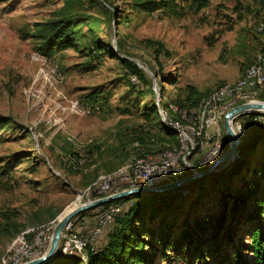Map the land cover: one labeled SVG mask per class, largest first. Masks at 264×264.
<instances>
[{
    "label": "rangeland",
    "instance_id": "obj_1",
    "mask_svg": "<svg viewBox=\"0 0 264 264\" xmlns=\"http://www.w3.org/2000/svg\"><path fill=\"white\" fill-rule=\"evenodd\" d=\"M135 1L0 0V120L5 122L0 128V264H7V253L27 232L41 234L44 253L59 218L96 199L93 191L97 187L132 169L160 161L163 166L178 162L171 182L205 170L229 148L225 113L232 105L263 98L264 84L249 92L251 97L245 100L226 95L224 106H217L218 125L214 129L207 124L212 99L220 101L222 92L227 93L252 66L264 62V4L259 0H212L207 8L187 11L182 17L142 11L133 7ZM59 16H69L75 22L74 43L43 56L37 50L40 27L36 24ZM144 39L161 42L169 55L155 58L152 49L142 43ZM94 40H101L117 57L138 66L147 80L141 93L127 85L118 61L91 50ZM197 96L203 98L189 112L173 107L188 104L187 100ZM152 104L156 110L150 111L147 108ZM168 108L181 120L170 118ZM253 116L264 117L243 114L232 120L238 139L236 150L227 166L211 174L203 195L195 180L204 176L171 191L170 207L155 214V221H147L155 230L165 226L174 238L196 218H208L203 239L207 253L213 252L210 260L216 264H237V252L244 264H255L247 246L250 233L264 223V217L253 213V204L235 223L229 240L210 245L217 233V219L227 209L224 198L228 205L227 197L246 193L242 178L257 179L264 187V136L256 144L247 143L254 130L247 123ZM185 134L199 135L192 152L185 148ZM137 142L142 145L140 151L172 149L138 157ZM73 154L78 155V163ZM244 158L246 167L242 165ZM71 164L74 170L68 168ZM224 180L233 183L224 187ZM156 186L159 183H151V187ZM122 190L123 186H116V192ZM108 211L109 206L84 213L96 220ZM80 218L75 216L70 222ZM72 223L66 229H71ZM11 224L24 230L17 234ZM72 232L86 235L75 229ZM96 242L97 238L94 246ZM60 248L73 254L72 246L61 244ZM78 254L85 259L83 253ZM152 254L154 264L159 263L161 254ZM39 256L40 252H33L27 261ZM188 256L160 264H188ZM197 261L194 255L192 263Z\"/></svg>",
    "mask_w": 264,
    "mask_h": 264
},
{
    "label": "trees",
    "instance_id": "obj_2",
    "mask_svg": "<svg viewBox=\"0 0 264 264\" xmlns=\"http://www.w3.org/2000/svg\"><path fill=\"white\" fill-rule=\"evenodd\" d=\"M211 1L212 0H136L133 7L149 13L157 12L182 17L187 13V11L199 12L207 8ZM259 2L262 5L264 4V0H259ZM75 25V22H73L69 16H59L52 20L36 24V26L40 27L37 31V36L40 39V43L37 48L39 53L43 56H51L55 50L73 45L76 34ZM231 29V27L228 28V30ZM142 43L152 49L155 58H158L161 54L169 55V51L161 42L152 39H144ZM93 47L94 48L91 49L93 52L101 51L108 58L118 61L123 66L124 74L127 78V85L132 89V91L137 93H141L143 91L144 84L147 80L145 79L144 73L136 64L129 61L127 58L117 57L116 52L101 40H94ZM248 66H246V68ZM158 77L161 78L163 76ZM134 79H136L137 82H135ZM171 83H175V80H171ZM163 92L164 90L162 89L160 93L163 94ZM202 98L203 97L197 96L192 101L187 100L188 104L176 103L175 105L178 107L175 105L173 107L179 111L189 112L200 104ZM169 104L170 103H168V107ZM94 105L99 106V104L96 103ZM94 105L92 104L91 106ZM147 109L150 111L153 109L156 110L154 104ZM168 111L172 113L169 108ZM170 115V118L172 119L181 120V116L179 114L172 113ZM4 123L5 122L3 120H0V128L4 125ZM163 127L171 132H174V130L169 126L163 124ZM253 127V134L249 137L247 142L250 144L258 143L260 137L264 136V126L256 125ZM145 129L146 128H144V131H146ZM150 141H152V138ZM244 145L245 143L243 146ZM141 147V143L137 142L136 150L140 151ZM166 149H172V146H166L162 149L156 148L150 151H140L138 157H143L148 154H156L163 152ZM73 156L74 162L78 163V155L73 154ZM239 159H241V157ZM245 162L246 158L242 160V165L246 167ZM71 166L72 164L68 168L70 170H74L73 166ZM260 167L262 168V166ZM260 167L257 169L259 174H261L259 170L261 169ZM254 171L257 173L256 169ZM245 172H248V170L245 169ZM210 177L211 174L204 176L198 181L195 180L196 184H200L199 194L203 195L205 183ZM227 179L225 180L227 181ZM225 180L222 181L224 183V187L232 185L233 182H226ZM242 180V187H244L243 189L246 190V193L244 196L233 195L231 197H227L230 201L228 205L225 202L227 199L224 198V206L227 207V209L224 210V213L221 214L219 219H217V233L210 245L214 246L220 241V239H228V234L233 235L232 229L234 228L235 223L238 222L240 217L244 216L245 210L251 207L252 204L253 213L259 215L260 218L264 217V187L261 186V182L257 179L247 180L242 178ZM95 196V198H100L107 195L95 194ZM201 198L199 199L201 200ZM172 199V192H164L140 194L128 199H120L111 202H125L126 206L119 214L114 216L113 220L104 228L103 232L105 233L106 240L102 247L95 248L94 245L87 246L83 251L85 258L83 259L78 253H63L60 248L62 239H60L56 254L44 264H154V254H152V252L161 254L160 262H168L170 259L174 258L181 260L182 256H188L189 254L187 257L188 264H216L213 260H210L209 257H213V252L211 254L207 253L205 248L207 246V242L203 239V235L208 230V226L210 224L208 218H196L192 221V224L185 225L179 232V235L174 238H170L168 235V229L164 230L165 226L159 230H155L153 227L147 225L149 218H152V221H155V214H158L161 211H164V209L170 207L171 201H173ZM111 203H106L95 208L104 209ZM185 214H187V211ZM84 215L85 213L82 212L76 217H82ZM97 220L98 218L96 219V223ZM69 225H71V222ZM10 227L15 228L17 234L24 230L23 226L16 228L17 226H15V224H11ZM35 233L36 232H27L25 235L27 238H32ZM247 250L250 252L255 264H264V223L257 225V227L250 233V244H248ZM190 255H192V258H190ZM194 255L198 259L197 263H192ZM234 257L237 264H244L243 256L239 254V252H237ZM160 262L157 264H160ZM7 264H10V262L7 261Z\"/></svg>",
    "mask_w": 264,
    "mask_h": 264
},
{
    "label": "built area",
    "instance_id": "obj_3",
    "mask_svg": "<svg viewBox=\"0 0 264 264\" xmlns=\"http://www.w3.org/2000/svg\"><path fill=\"white\" fill-rule=\"evenodd\" d=\"M264 75V62L258 67L257 72L249 77V84L245 87H239L238 90H228L230 91H238V95H245L249 97V92L253 89H260V79ZM263 91V98L260 101H264V89ZM227 92V93H228ZM227 93H222L220 97V101H213L212 104L208 108V115H207V124L210 127L215 129L216 123L218 122V114L216 113V106H224V98ZM259 102V101H258ZM249 103H252L249 101ZM237 106V105H234ZM247 115V112L243 113ZM240 114V115H243ZM237 115L234 117H239ZM191 117L190 115H186ZM236 125L238 129L241 130V123L240 121H236ZM264 126V118H251L247 123V126ZM186 135V142L185 148L187 152H192L195 149V139L199 137L197 135L185 134ZM219 143L215 144L213 151H217V146ZM211 152V154L213 153ZM178 162L170 163V166H163L160 162H156L155 164L150 165H142L137 169H132L126 174L116 178L113 182H105L104 184L100 185L96 188L95 194H104L109 195L114 193L115 186H123V190L136 188V187H151V183H159L166 184L167 182H171L174 180V174L178 172L179 165ZM187 165L186 163H183ZM161 183V184H160ZM126 205H118V204H109V211L107 213H101L98 217L97 223L94 226L91 233L86 234L84 236L78 235L75 232H72V229H65V233H62V243L63 246H72V253H83L84 249L87 246H93L96 238L103 232L104 228L113 220L114 216L119 214ZM67 230V231H66ZM64 232V231H63ZM41 234H35L32 238L22 239L19 245L10 251L7 255V261L11 263H23L27 261V256L33 252H40V256L42 255V248L44 243L42 241Z\"/></svg>",
    "mask_w": 264,
    "mask_h": 264
},
{
    "label": "water",
    "instance_id": "obj_4",
    "mask_svg": "<svg viewBox=\"0 0 264 264\" xmlns=\"http://www.w3.org/2000/svg\"><path fill=\"white\" fill-rule=\"evenodd\" d=\"M253 109H264V101L239 104L237 106H234L233 108H231L225 113L224 128L229 138L230 145H229V148L224 153H222L219 157H217L208 168L200 172L194 171L192 175L175 180L174 182H171L168 184H163V185L156 186V187L130 188V189H126V190H122L116 193L109 194L104 197L96 198L93 200H88L85 203L79 204L74 210L70 211L63 218H59L57 220V222L54 225L52 234L49 238V244L45 252L37 258L23 262L21 264H44L48 262L51 258H53L58 250L60 239L62 237L64 228L71 221L72 218H74L75 216H77L78 214L82 212H85L87 210L93 209L95 207H98L106 203H111L113 201L120 200V199H128L130 197L140 195V194L171 192L177 189L178 187L183 186L197 178L212 174L224 168L225 166H227L228 163L226 162H228L227 160L233 155V153L236 150L237 144H238V139L231 127V122L235 116L243 114Z\"/></svg>",
    "mask_w": 264,
    "mask_h": 264
},
{
    "label": "bare ground",
    "instance_id": "obj_5",
    "mask_svg": "<svg viewBox=\"0 0 264 264\" xmlns=\"http://www.w3.org/2000/svg\"><path fill=\"white\" fill-rule=\"evenodd\" d=\"M264 57V56H263ZM256 63V62H255ZM262 64V63H261ZM261 64H259V65H254V66H252L248 71H247V74H246V76L244 77V78H241V81L238 83V84H236V85H234V86H232V87H230L228 90H238L239 89V87H245L246 85H248L249 84V77H251L252 75H254L256 72H257V70H258V67H260L261 66ZM253 65V64H252ZM246 73V72H245ZM262 84H264V75L262 76V78L260 79V86H262ZM261 88V87H260ZM258 90V89H257ZM256 90V91H257ZM252 91H255L254 89L252 90ZM219 92V91H218ZM251 92V91H250ZM223 93V92H222ZM221 94V93H220ZM259 94H261V93H259ZM226 95H230V96H239L240 97V99H247V98H250L251 97V94H249V97H247V96H245V95H238V91H230V92H228ZM226 95H225V98H226ZM258 96V95H257ZM218 97V96H217ZM225 98H224V100H225ZM232 98V97H231ZM230 98V99H231ZM258 98V97H257ZM216 99V98H215ZM214 99V100H215ZM228 99V98H227ZM242 101V100H241ZM251 102V101H250ZM256 102H258V101H256ZM246 103H249V102H246ZM227 104H229V103H227ZM232 106H234V105H232ZM220 108V107H219ZM224 109V108H223ZM205 111V110H204ZM216 111H217V106H216ZM225 111V110H224ZM196 112V111H195ZM202 114H204V113H202ZM206 114V113H205ZM249 114H258V115H263L264 116V109H253V110H250V111H247V115H249ZM206 116H207V114H206ZM219 116V115H218ZM204 116H202V118H203ZM251 118H264V117H251ZM201 119V118H200ZM202 120V119H201ZM194 121H195V119H194ZM204 121V120H203ZM218 123H219V118H218V122L216 123V126L218 125ZM194 125V124H193ZM195 127V126H194ZM202 132V131H201ZM199 133V132H198ZM197 136H199V135H197ZM215 152V151H214ZM141 163V162H140ZM155 164V163H154ZM162 165V164H161ZM139 167V166H138ZM107 182H113V181H107ZM171 183V182H170ZM104 184V183H103ZM116 192V186L114 187V193ZM112 204H118V203H112ZM119 205V204H118ZM77 207V206H76ZM76 207H74L73 209H71L70 211H72V210H74ZM70 211H68L66 214H68ZM65 214V215H66ZM64 215V216H65ZM63 216V217H64ZM62 217V218H63ZM70 223V222H69ZM68 223V224H69ZM67 224V225H68ZM67 225H66V227H67ZM66 227L64 228V229H66ZM23 239H25V238H23ZM22 240V239H21ZM43 248H44V246H43ZM43 248H42V253H43ZM31 256V255H30Z\"/></svg>",
    "mask_w": 264,
    "mask_h": 264
},
{
    "label": "crops",
    "instance_id": "obj_6",
    "mask_svg": "<svg viewBox=\"0 0 264 264\" xmlns=\"http://www.w3.org/2000/svg\"><path fill=\"white\" fill-rule=\"evenodd\" d=\"M95 223H96V220L94 217L84 215L80 218V220H78L75 223L74 222L72 223L71 229H75L80 234H89L93 230ZM101 234H100L101 236L100 235L98 236L99 238L97 237L95 248H100L105 243V240H106L105 233L102 232Z\"/></svg>",
    "mask_w": 264,
    "mask_h": 264
}]
</instances>
